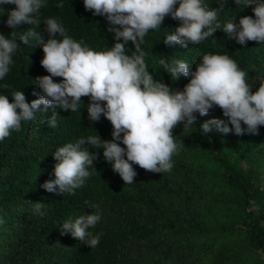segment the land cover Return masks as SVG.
Masks as SVG:
<instances>
[{"label": "trees", "instance_id": "1", "mask_svg": "<svg viewBox=\"0 0 264 264\" xmlns=\"http://www.w3.org/2000/svg\"><path fill=\"white\" fill-rule=\"evenodd\" d=\"M220 3L216 0L209 8H218ZM14 8L0 4V34L7 38L12 31L19 35L31 27L47 40L44 22L51 17L63 24L71 38L94 51L108 50L116 42L107 31L106 18L85 10L83 0H45L38 26L22 24L15 30L5 24ZM245 15L253 16L249 5L223 0L218 19L223 24ZM178 25L179 21L165 17L161 27L144 38L141 47L154 80L174 91L183 90L189 78L174 81L159 65L160 58L184 60L195 71L204 54H223L248 73L251 91L257 90L255 77L264 76V44L241 45L218 29L198 45H166L165 36ZM133 52L129 42L125 54ZM42 58L37 41L21 44L9 73L0 80V94L9 102L13 91H22L29 103L39 99L42 93L36 80L48 75L40 65ZM61 79L53 77L54 82ZM81 101L78 112L59 107L47 112L41 111L43 106L33 109V118L21 121L19 132L13 130L0 141V218L4 220L0 264H264V126L255 135L222 134L215 128L201 134L204 121L227 122L222 110L214 106L207 115L195 113L194 125L185 128L181 123L173 129L182 147L172 157L170 172H147L134 164L133 183L124 184L104 160L103 149L90 148L98 158L93 161L95 170L88 169L92 174L84 185L74 195L47 192L42 185L55 179L53 154L59 147L89 135L112 139L110 122L103 115L98 122L90 121L89 97ZM53 111L55 128L47 124ZM86 201L98 203L102 210L101 220L90 229L102 233L95 248L60 231L69 218L95 211ZM37 202L44 204L40 209L44 215L36 212Z\"/></svg>", "mask_w": 264, "mask_h": 264}, {"label": "clouds", "instance_id": "2", "mask_svg": "<svg viewBox=\"0 0 264 264\" xmlns=\"http://www.w3.org/2000/svg\"><path fill=\"white\" fill-rule=\"evenodd\" d=\"M215 1L83 0L85 10L106 18L107 31L116 41L105 51H94L83 41L77 42L57 18L51 17L44 22L47 40L31 27L19 35L12 31L11 38L0 34V80L9 73L14 63L12 57L21 44L29 45L32 40L42 49L40 65L48 73L37 78L42 95L30 103L22 91L11 93L12 102L0 94V141L13 130L19 132L21 121L33 118V109L43 106L41 111L47 112L49 108L59 107L78 112L81 97H89L88 119L98 122L103 115L112 126V139L89 135L59 147L53 154L57 162L55 179L42 185L47 192L74 195V190L82 187L92 174L88 169L95 170L93 161L98 154L90 148L103 149L104 160L124 184L133 183L137 174L134 164L147 172H170L174 166L172 157L182 147V143L177 144L173 129L181 123L185 128L194 125L195 113L207 115L214 106L222 110L227 122L216 118L204 121L200 124L201 134H208L213 128L222 134H258V127L264 126V76L255 77L259 87L253 92L248 73L228 55L206 53L202 62L196 64L195 71H191L184 60L169 62L160 58L159 65L174 81L181 76L189 78L183 90L174 91L162 81L154 80L145 62L147 53L141 47L145 36L150 30L160 28L169 16L179 21V25L165 36L163 42L168 46L198 45L218 29L241 45L249 41L264 44V0H235L237 4L249 5L253 16L245 15L238 21L229 18L223 24L218 19L223 0L220 7L209 8ZM0 4L15 5L5 21L15 30L22 24L38 26L37 16L45 7V0H0ZM57 6L63 7V4ZM57 36L60 38H55ZM129 42L134 47L132 55L125 54ZM53 77L62 79L54 82ZM3 87L8 89L9 85ZM56 118L53 111L47 124L55 128ZM86 203L95 211L74 220L69 218L60 231L95 248L102 233L94 234L90 229L101 220L102 210L98 203ZM42 207L43 203L35 204L40 215H44L40 212ZM3 223L0 218V224Z\"/></svg>", "mask_w": 264, "mask_h": 264}]
</instances>
